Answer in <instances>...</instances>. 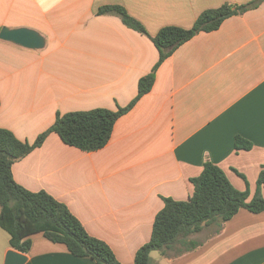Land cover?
Returning a JSON list of instances; mask_svg holds the SVG:
<instances>
[{
  "label": "crops",
  "instance_id": "1",
  "mask_svg": "<svg viewBox=\"0 0 264 264\" xmlns=\"http://www.w3.org/2000/svg\"><path fill=\"white\" fill-rule=\"evenodd\" d=\"M250 1L0 0V30L30 27L46 38L39 49L0 39V127L32 143L58 112L116 110L136 97L159 50L117 14H98L100 7L122 5L155 35L166 25L191 27L205 9ZM238 135L252 148L236 149ZM206 161L253 198L264 168V1L181 44L104 147L84 151L51 132L12 173L64 202L120 262L133 264L164 198L188 200ZM217 229L192 235L200 244L180 255L153 250L151 264H264V210L241 208ZM28 237L31 248L20 252L0 226V264L12 249L26 256L22 264H98L42 232Z\"/></svg>",
  "mask_w": 264,
  "mask_h": 264
},
{
  "label": "trees",
  "instance_id": "2",
  "mask_svg": "<svg viewBox=\"0 0 264 264\" xmlns=\"http://www.w3.org/2000/svg\"><path fill=\"white\" fill-rule=\"evenodd\" d=\"M264 0L247 3H224L202 11L191 27L166 25L151 35L136 17L118 4L104 5L98 14H117L128 27L147 35L159 50V59L152 70L138 82V93L131 102L112 110L96 107L89 110L58 112L55 122L34 142L22 141L6 128L0 127V226L10 234L12 248L28 252L31 233L42 232L53 242L63 243L75 256H88L98 264H123L109 244L90 234L69 207L45 190L31 191L15 181L13 164L40 146L51 132L57 133L69 145L84 151L104 147L118 118L130 111L148 93L156 80L159 66L183 43L202 31H213L231 16L257 7ZM253 143L236 136V149H250ZM235 171H237L235 169ZM243 178V173L237 171ZM193 194L188 200L164 198V207L157 213L150 240L141 246L133 264H151V252L160 251L180 255L196 248L200 242L191 238L203 228L231 219L241 208L253 212L264 210V168L261 170L256 192L236 188L225 171L212 161H206L200 175L191 178Z\"/></svg>",
  "mask_w": 264,
  "mask_h": 264
},
{
  "label": "water",
  "instance_id": "3",
  "mask_svg": "<svg viewBox=\"0 0 264 264\" xmlns=\"http://www.w3.org/2000/svg\"><path fill=\"white\" fill-rule=\"evenodd\" d=\"M0 39L35 49L43 48L46 45L44 35L30 27L10 28L4 26L0 30ZM25 259L24 254L12 249L8 252L6 264H22Z\"/></svg>",
  "mask_w": 264,
  "mask_h": 264
}]
</instances>
